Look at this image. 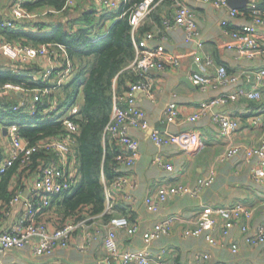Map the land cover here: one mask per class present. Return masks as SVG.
Segmentation results:
<instances>
[{
  "label": "crops",
  "instance_id": "0c3cea01",
  "mask_svg": "<svg viewBox=\"0 0 264 264\" xmlns=\"http://www.w3.org/2000/svg\"><path fill=\"white\" fill-rule=\"evenodd\" d=\"M38 1L40 0H29L25 3L24 6L31 16L19 20L16 30L39 34H48L57 28L69 34L85 30L88 38L93 41L103 38L108 33L114 21L123 15L122 4L125 3L124 0H119L117 8L105 10L100 8L98 0H71V3H65L61 10H56L52 6L37 5ZM171 1L170 5L166 3L163 6L159 5L161 0L157 2L155 7L159 5L157 9L160 11L161 19L159 25L148 17L143 22L151 25V33H155L148 45L151 48L161 46L163 51L160 57L167 64L165 70H152L149 73L152 83L151 97L141 91H136L133 95L134 105L147 122V128H128V134L138 143L137 156L130 168L122 170L119 168L130 182H135V186H126L111 192L114 214L126 217L137 227L136 233L132 235H127L124 230L118 231V250L122 253L143 249V234L154 224L174 217L175 221L168 234L149 246L152 253L165 251L162 264H173L177 257L185 264H264V245L247 244L238 227L232 228L223 238L217 230L214 231V237L219 240L217 245L208 243L205 235L183 236L186 229L194 227L196 217L204 209L229 207L237 203L252 211L251 218L245 221L251 229L264 226L262 206L264 187L255 184L251 178L253 161H248L243 152L232 159L222 162L219 160L220 155L230 145H238L244 149L258 142L264 131V87L263 98L259 102L240 99L232 105L214 107L202 114L200 113L202 102L228 93L232 87H219L202 92L189 79L196 69L198 72L203 71L208 76H213L219 65H224L230 73L246 68L264 67V51L261 50L260 55L253 61L245 59L238 61L234 59L233 52L226 49L231 39L224 33L220 21L225 19L229 25L235 26L248 23L251 18L239 14L238 18L230 19L227 9L218 10L211 5L200 4L196 0ZM180 3L191 10L197 25V37L186 44L183 31L174 28L164 32L166 37L160 40L158 35H160L159 31H163L164 18L168 12L169 16L173 14L177 4ZM10 4V0H0V23L11 16ZM1 30L0 27V43L7 41ZM257 33L261 47H264V25L258 27ZM144 36L145 34L140 40ZM173 56L177 57L180 63L179 69H175L168 62ZM207 60H210V64H207ZM46 65L47 59L38 57L25 67H19L0 54V68L9 69L14 73L26 70L27 76L32 81L40 79ZM73 76L68 83L72 81ZM52 80L50 79L48 83L52 84ZM61 87L52 94L53 97L57 93L62 96ZM13 94V90L10 89L0 90V98H11L14 97ZM25 95L30 105L34 104L36 97H39L34 89L27 90ZM169 103H175L177 107V116L172 122L166 121L164 116ZM117 105L121 108L128 107L126 93L119 98ZM214 115L237 119L238 129L228 136L221 135L219 126L212 122ZM193 116L198 117L190 120ZM253 119L259 121L256 126L251 124ZM3 127L0 125L2 148L6 146ZM153 130L159 131L162 136L193 132L198 135L199 144L191 152L171 144L156 147L150 138ZM119 150L123 151L121 146ZM157 157L161 158L164 165H172V171L158 166L155 162ZM209 177L212 178V182L196 190L195 195H172L156 212L147 210L145 198L158 188L183 185L194 191L198 187L199 180ZM33 181L34 177L28 179L24 191L26 194ZM102 183L104 184L105 181L102 180ZM23 209L21 203L13 206L9 216H5L1 225L6 226L16 221ZM87 218L90 219L86 220V225L79 227L71 235L70 244L65 248H57L50 257L34 258L29 249L10 251L0 257V264H119L118 261L108 263L104 261L106 251L101 234L106 230L108 219L99 216ZM44 220L49 226H55L54 223L57 222L53 213L48 214ZM79 243H83L84 250L76 248ZM231 244H236L238 247L235 253L230 249ZM204 255L209 257L203 260Z\"/></svg>",
  "mask_w": 264,
  "mask_h": 264
},
{
  "label": "built area",
  "instance_id": "2783aa9c",
  "mask_svg": "<svg viewBox=\"0 0 264 264\" xmlns=\"http://www.w3.org/2000/svg\"><path fill=\"white\" fill-rule=\"evenodd\" d=\"M10 1L11 16L0 23L2 29H15L19 20L31 16L24 6L29 0ZM196 1L203 5H211L218 10L227 9L230 19H236L241 14L239 11L229 8L227 0ZM118 2L119 0H98V5L100 8L108 10L117 8ZM70 3L71 0L66 1V4ZM156 4L154 0H145L129 10L128 20L133 35L142 26ZM177 5L175 12L164 18L163 31H159L160 35L158 37L160 40H164L166 32L179 28L184 33V43L188 44L198 35L197 25L191 10L184 4L180 3ZM246 8L251 13L250 22L232 26L225 19L220 21L224 33L231 39L230 43L226 45V49L233 52L234 59L238 61L243 59L253 61L261 53L262 45L257 29L264 25L263 12L258 9L255 0H251ZM227 28H231V30ZM154 34L151 32L145 34L143 39L135 44V59L129 65V68L136 72L140 79L132 84L126 93L127 108H121L117 105V102H114L110 120L102 132L103 142L106 139H111L122 147L123 151L115 157L121 170L130 168L137 156L138 143L128 134V128H147V122L134 105L133 95L136 91H141L151 97L152 83L149 79V73L152 70L163 71L167 64L160 57L163 48L161 46L151 48L148 45V42L154 38ZM0 54L19 67H25L38 57L47 59V65L42 76L37 81L33 80L40 85L34 89L35 94H39L35 101L51 96L59 87L66 85L74 75L72 61L68 57L66 47L62 45L46 43L39 46H31L20 42L3 41L0 43ZM168 62L175 69H179L180 63L177 57H171ZM207 64H210V60H207ZM50 79H53L52 84L48 83ZM189 79L202 92L219 87H232L230 92L202 102L200 104V113L202 114L214 107L232 105L240 99L259 102L263 98L264 67L246 68L230 73L224 65H219L213 76H208L203 71H199L191 73ZM2 89L13 90L14 95L16 94L21 98L19 100L20 105L17 108L25 107V92L27 93V90L21 86L11 84L4 85L0 88V90ZM51 98L52 100L48 99L47 101L48 107L45 112L60 114L63 110H59V103L56 97ZM26 110L29 113H33L35 105L27 106ZM66 110L68 115L63 117L64 114H62L58 120L64 128V132L46 140H41L34 146L29 145L28 141L19 135L15 124L4 126L6 127V146L3 148L4 159L0 163V174L12 166L18 158L21 159L22 166L29 165L32 154L38 151L52 153L54 158L39 165V172L34 176V183L28 189V196H24L25 187L24 190L16 192L10 200L9 209L5 213L6 217L9 216L10 210L16 204L21 203L24 209L16 221L6 226L0 225V257L10 251H23L25 249H29L34 258L50 257L57 248L67 247L70 244L71 235L79 227L86 225V220L90 219L86 218L77 222L71 220L62 224L56 223L55 226H49L44 220L50 214L46 212V209L50 207L52 199L63 192L73 189L79 181L77 157L73 150L78 127L72 119L77 112V106L72 105ZM164 116L168 122L174 120L177 116L175 103L167 105ZM197 117L193 116L190 120H195ZM212 122L219 126L220 133L223 136H228L239 127L237 119H231L224 115H214ZM258 122L257 119H253L251 124L256 126ZM150 138L156 147L171 144L187 152L196 149L199 144V137L193 132L162 136L159 131L153 130ZM241 152L244 153L248 161H253L251 168L252 180L255 184L264 187V131L255 145L244 149L238 145H230L220 155L219 160L222 162L232 159ZM155 162L167 171H172L173 169L172 165H164L160 157H157ZM119 172L120 175L115 177L112 182L103 184L105 195L103 214L112 215L107 222L105 232L101 234L106 251L104 261L105 263L118 261L119 264H162L165 251L161 250L158 253H152L149 250V246L152 242L168 234L170 227L175 221L174 217L154 224L143 234V249L128 250L122 253L118 250V231L124 230L127 235H132L137 231V227L132 225L126 217L114 214L111 192L123 189L126 186H135V182H130L124 173ZM211 182V177L199 180L198 187L194 191L183 185L158 188L145 198L146 208L149 212H156L159 206L166 203L170 196L195 195L200 188L208 186ZM262 206L264 207V201ZM251 216L252 211L247 210L239 203L229 207L207 208L196 217L194 227L183 232V236L200 237L205 235L208 243L217 245L219 240L214 237V231L217 230L223 238L228 235L232 228L238 227L247 244L253 246L264 245V226L261 225L251 229L245 223ZM76 248L84 250L85 246L83 243H79ZM237 248L236 244H231L230 246L233 253L237 251ZM208 257V255L202 256L203 260Z\"/></svg>",
  "mask_w": 264,
  "mask_h": 264
},
{
  "label": "trees",
  "instance_id": "16d2710c",
  "mask_svg": "<svg viewBox=\"0 0 264 264\" xmlns=\"http://www.w3.org/2000/svg\"><path fill=\"white\" fill-rule=\"evenodd\" d=\"M67 0H40L37 5L52 6L61 10ZM145 0H126L122 4L123 15L116 19L108 33L95 41L88 38L84 30L69 34L56 29L48 34L27 33L15 29H2L8 42H20L25 45L39 46L51 43L66 47L69 59L72 61L74 76L70 83L60 88L55 94L59 103V110H66L72 105L77 106V112L72 119L77 124L78 132L75 136L73 150L78 163V184L71 190L55 196L47 213H53L56 221L62 224L67 221H80L88 216H99L110 219L112 215L103 214L105 205L104 185L109 184L120 175L119 165L115 157L121 151L118 144L111 140H102V132L110 120L114 102L129 91L132 84L140 78L129 68L135 59V44L143 34L151 32V25L144 23L133 35L128 20L129 10ZM159 0H154L157 3ZM260 11L263 12L264 0H255ZM169 5L171 0H161L159 5ZM159 5L155 7L148 18L158 25L161 23ZM250 18L247 8L239 11ZM169 12L166 17L169 16ZM162 26V25H160ZM231 30V28H227ZM264 51V47H261ZM6 84L19 85L26 90H33L40 85L33 82L27 71L14 73L0 68V88ZM79 93L82 96L78 101ZM0 98V125L15 124L19 135L34 146L41 140L62 134L64 128L58 122L63 113L45 112L47 101L53 95L34 102L35 111L29 113L25 107H18L20 96ZM63 111V112H64ZM45 112V113H44ZM54 158L52 153L38 151L32 154L31 163L21 165V159L14 161L12 166L0 174V225L9 209V202L16 192L24 190L28 179L39 172V165ZM4 159L3 148L0 146V163ZM173 264H185L176 258Z\"/></svg>",
  "mask_w": 264,
  "mask_h": 264
},
{
  "label": "water",
  "instance_id": "95a60500",
  "mask_svg": "<svg viewBox=\"0 0 264 264\" xmlns=\"http://www.w3.org/2000/svg\"><path fill=\"white\" fill-rule=\"evenodd\" d=\"M227 1H228L229 8L239 10V11L242 9H245L250 2V0H227ZM196 72H198L197 69H196ZM2 131L5 135L6 134V127H3ZM24 196L26 197L27 194L25 193Z\"/></svg>",
  "mask_w": 264,
  "mask_h": 264
},
{
  "label": "rangeland",
  "instance_id": "374dc122",
  "mask_svg": "<svg viewBox=\"0 0 264 264\" xmlns=\"http://www.w3.org/2000/svg\"><path fill=\"white\" fill-rule=\"evenodd\" d=\"M81 99H82V96H81V94L79 93V96H78V101L80 102L81 101ZM64 111V110H63ZM61 112V113H63L64 115H63V117H66L67 115H68V113H67V110H65L64 112Z\"/></svg>",
  "mask_w": 264,
  "mask_h": 264
}]
</instances>
